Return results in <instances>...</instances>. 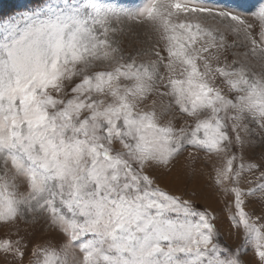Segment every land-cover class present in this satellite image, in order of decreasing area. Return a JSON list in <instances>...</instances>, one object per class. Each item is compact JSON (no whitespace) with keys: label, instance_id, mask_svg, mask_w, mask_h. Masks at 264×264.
<instances>
[{"label":"snow or ice","instance_id":"snow-or-ice-1","mask_svg":"<svg viewBox=\"0 0 264 264\" xmlns=\"http://www.w3.org/2000/svg\"><path fill=\"white\" fill-rule=\"evenodd\" d=\"M145 25L154 42L126 45ZM261 134L264 0L0 13V264H252L249 247L264 264ZM197 175L227 198L235 247L215 210L161 186Z\"/></svg>","mask_w":264,"mask_h":264},{"label":"rangeland","instance_id":"rangeland-1","mask_svg":"<svg viewBox=\"0 0 264 264\" xmlns=\"http://www.w3.org/2000/svg\"><path fill=\"white\" fill-rule=\"evenodd\" d=\"M40 0H0V13L7 14L12 12L13 10L20 8V7H31L35 4L39 3ZM126 3L130 4H139L142 0H124ZM225 3H235L240 2V0H224ZM250 2V0H249ZM156 36L154 32L151 30L150 26H138L135 28L133 35L125 38L126 45L130 42L134 46L138 47H148L151 42H154ZM165 103H167V98H165ZM167 119L166 116H162L161 122H164ZM264 135V134H261ZM257 142L259 143L260 138H256ZM262 150H264V144L257 146L254 149L256 154H259ZM201 156L203 154H200ZM187 158V152H185L181 157L177 159V164L183 163ZM199 171V164L197 165ZM207 185V187H205ZM161 186L168 187L171 191L176 192L177 194L183 193L185 198H191L197 200L199 205L201 206H210L211 210H215V212L221 216V221L219 223V227L223 238L233 247H235L240 239H242V235L236 234L234 231L229 230L230 222L227 219V213L224 210L225 200L227 199L224 197L214 185H212L210 179L205 176L197 175L192 181L187 184L185 187L183 184H174L168 181H161ZM193 189L196 190V195H192ZM259 195V194H257ZM257 214H259V208H256ZM3 232L0 230V235ZM246 259L250 260L252 264H255L256 257L254 256L252 249L249 247L248 254L245 257Z\"/></svg>","mask_w":264,"mask_h":264}]
</instances>
